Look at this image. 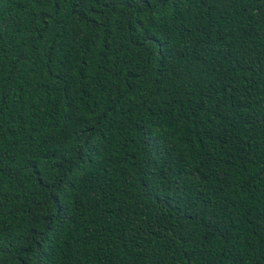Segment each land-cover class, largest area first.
<instances>
[{
    "label": "trees",
    "instance_id": "1",
    "mask_svg": "<svg viewBox=\"0 0 264 264\" xmlns=\"http://www.w3.org/2000/svg\"><path fill=\"white\" fill-rule=\"evenodd\" d=\"M0 264H264V0H0Z\"/></svg>",
    "mask_w": 264,
    "mask_h": 264
}]
</instances>
